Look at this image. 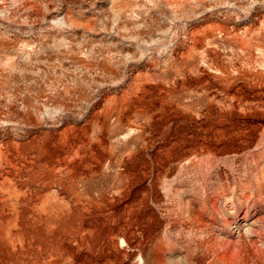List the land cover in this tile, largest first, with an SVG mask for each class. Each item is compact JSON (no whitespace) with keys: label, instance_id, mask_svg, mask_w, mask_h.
<instances>
[{"label":"rangeland","instance_id":"obj_1","mask_svg":"<svg viewBox=\"0 0 264 264\" xmlns=\"http://www.w3.org/2000/svg\"><path fill=\"white\" fill-rule=\"evenodd\" d=\"M0 264H264V0H0Z\"/></svg>","mask_w":264,"mask_h":264}]
</instances>
